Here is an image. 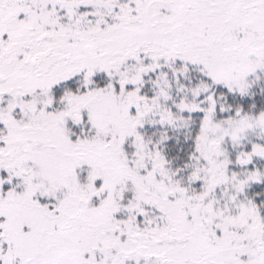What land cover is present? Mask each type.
<instances>
[{
	"label": "snow or ice",
	"instance_id": "snow-or-ice-1",
	"mask_svg": "<svg viewBox=\"0 0 264 264\" xmlns=\"http://www.w3.org/2000/svg\"><path fill=\"white\" fill-rule=\"evenodd\" d=\"M0 264H264V0H0Z\"/></svg>",
	"mask_w": 264,
	"mask_h": 264
}]
</instances>
